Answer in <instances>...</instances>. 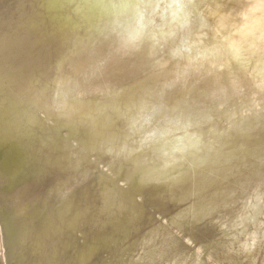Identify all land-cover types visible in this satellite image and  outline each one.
I'll return each instance as SVG.
<instances>
[{
  "label": "rangeland",
  "instance_id": "obj_1",
  "mask_svg": "<svg viewBox=\"0 0 264 264\" xmlns=\"http://www.w3.org/2000/svg\"><path fill=\"white\" fill-rule=\"evenodd\" d=\"M63 1L67 3L66 0H43L40 6L33 5L30 11L24 14L29 15L31 21L37 18L36 24L29 22L33 33L41 30V23L46 22L44 20L46 13L48 15L49 10H54V8L46 9L47 5L53 7L58 3L57 8L60 9L57 15L67 14L72 9L69 5L66 7ZM143 2L164 4L172 0H143ZM194 2L199 5L198 15L195 17L196 25L198 28L201 23L205 25L200 30L206 37L205 44L209 46L201 54L202 58L211 56L210 47L222 37L236 42V53L230 58L228 67L219 75H205L203 78H198V82H194L193 87L184 91L170 90L168 82L159 81L156 86V91L160 92L159 97L141 121L142 131L149 140L156 138L161 144L171 142L174 147L183 148L189 135H192L204 148L201 153L205 160L203 174L197 177V186L203 189V203L197 206L190 223L182 226L183 236H176L171 229L162 224L164 219L171 223L173 214L184 207L178 203V193H170L165 187L155 184L120 187V182L128 178V166L114 154H109L107 147L112 142L122 141L129 136L130 124L124 115L123 97L117 95L118 90L114 87V80H110L111 77L100 78L102 77L100 76L96 80L93 79L94 83L93 80H89L90 78H87L89 81L83 80V77L90 76L88 74L85 76L84 73L94 74V67H87L90 69L84 67L88 59L86 57H91V53L84 54V51L91 42L92 37L89 36L97 33L92 30L90 22H84L87 16L81 17L82 14L81 16L79 14L80 18L77 17V21L83 22L84 26L79 28L73 17L70 20L71 24L76 22L75 25L79 29L73 25L74 27L70 28L75 29L69 35L70 28L66 27V31L63 27L64 32L60 37L63 40H59L62 43L58 42L62 45L57 43L60 46H57L58 48L55 46L56 42L51 45L53 52L58 49L54 53H51L50 46L42 45L43 48L38 46L41 32L25 37L27 41H19L18 45L16 43L17 47L14 46L15 49L21 47L16 50L17 53H14L16 55L13 56V61L16 58L14 62H19V65L22 59H26L24 66L26 64L29 69L31 63H35L32 64V69L35 71L31 70L29 72L31 75L27 78H25L27 74L25 76L23 74L26 72H20L24 80L26 82L29 80L28 82L31 83L28 84L29 91L27 89L29 95L18 90V83L12 86L14 84L12 82L15 81L11 73L9 75V72L6 74L5 71L0 72V85L11 92L13 89V92L16 91L17 97L12 94L14 98L11 100H14L11 105L15 106L18 101L21 105L17 102L18 105L16 104L15 107L20 108V111L23 109L20 116L21 112L13 107L16 109L15 114L13 113L15 116L10 118L16 119L14 122L11 119L8 122L3 117L4 121L0 125V130L2 129L0 135L3 136H0V149L3 150L1 153H4L6 148L10 150L23 148L22 151H26L24 161L28 164V167L24 164L26 168L22 170L20 168V171L18 166L13 167L14 171L7 173L10 178L15 177H12V180L8 179L6 173L4 174L8 169L0 166V180H2L0 182V264H264V41L261 40L264 36V7H261L264 5V0H194ZM172 11V9L165 11L162 8L149 9L146 10L145 15L146 18L163 25L164 19L171 17ZM52 21L44 23L42 29L56 30L57 17L55 23ZM15 26L12 27L14 30ZM14 30L9 29V33ZM217 30L219 36L216 35ZM5 35L6 33H3V38ZM34 36L38 37L37 40L32 38ZM30 38L34 44L33 42L29 44ZM42 38L46 40L44 36ZM25 44H29L28 47ZM34 45H37V49ZM33 46L36 51L38 50L37 52H42L43 61L40 69L44 68L46 72L44 69L39 71V66L35 67L39 64L38 61L22 56L33 53ZM102 47L104 44L97 46L94 52L91 51L93 58L100 57L99 52L102 51ZM28 48L31 51H28ZM15 49L0 51V56L2 53L8 55ZM44 49L50 51L51 55ZM88 50L89 48L86 52ZM47 53L50 57L54 55L51 58L53 60L50 61L48 56H44ZM79 54L81 58L78 57ZM69 56L71 58L74 56V59L71 60ZM58 59L64 60L66 64L57 61ZM90 59L88 60L92 61ZM70 60H74L72 66ZM94 60L96 61L92 62L93 65L101 59ZM27 63H30V67ZM56 63H59V66ZM46 64L49 65L46 67L44 66ZM51 67L55 70L61 68L55 71ZM128 70L139 73L141 69L137 65ZM63 71V74L67 72L66 76L62 74ZM72 74L74 75L71 76ZM61 75L67 80L62 79L60 85L55 81L57 78L59 82ZM78 75L82 77L79 81H77ZM43 76L49 81L46 80L45 83L53 82V85L46 86L49 92L53 88V92L57 93L54 90L55 84H58L57 88L65 86L63 90L65 92L58 91L62 95H56L62 99L59 97L57 99L53 93V97L47 96L49 98L47 99L45 96L43 101H39L38 97L41 100L42 98L41 94L40 96L38 94V101L33 99L35 102H43L47 105L45 99L49 101L42 111V105L33 103L31 98L39 93V88L36 86L44 78ZM4 78L6 81L10 80V83L4 82L6 86L1 84ZM96 81L100 82L96 83ZM80 86V89L84 87L86 89L82 91L79 89ZM72 87L76 91H73ZM32 89L34 92L37 91L36 94ZM52 99L53 103H56L53 104ZM4 101L0 99V111L6 109H3L6 107L3 105ZM50 103L53 106L50 107ZM177 103L183 111L181 121L166 118L165 109ZM27 105H30V111ZM38 106L41 107L40 111L37 109ZM23 116H28L25 118L28 120L26 121ZM9 123H13V127H9L11 126ZM148 132L154 135L147 136ZM37 135L41 136L38 138ZM8 137L10 144L7 141ZM35 137L37 139L41 137L49 145H42L40 141L35 142L37 140ZM11 138L14 144H11ZM18 145L21 147L19 148ZM0 157L3 159V156ZM2 175L5 176L2 178ZM8 180L15 184H7ZM21 182L23 184H20ZM13 188H15L14 194L18 195L21 208L25 207L24 214L20 212V216L16 217L17 224L15 218L10 219V214L6 212L7 208L3 204L6 203L10 208V198L13 194L10 197L9 195L13 193L11 192ZM26 199L30 200V206H24L23 202L27 203ZM68 205L71 206L70 209ZM62 209L65 210L62 212ZM62 215L71 217L66 218L68 223ZM55 217L56 219L61 217L59 218L61 224L59 220L54 219ZM51 219L54 221L52 222ZM71 219L72 221H69ZM49 230L53 232L49 233L51 232ZM62 230L63 233L66 232L63 235H67L65 238L61 236ZM185 237L191 240V244L185 242Z\"/></svg>",
  "mask_w": 264,
  "mask_h": 264
},
{
  "label": "clouds",
  "instance_id": "obj_2",
  "mask_svg": "<svg viewBox=\"0 0 264 264\" xmlns=\"http://www.w3.org/2000/svg\"><path fill=\"white\" fill-rule=\"evenodd\" d=\"M86 7L92 30L109 47V55L98 61L93 71L115 81L114 87L117 95L123 97L124 115L130 124V135L107 147L109 154L128 166V178L120 182V187L155 184L170 193H178V203L184 207L173 214L171 223L164 219L162 224L176 236H183L182 226L190 223L197 206L203 203V189L198 188L197 177L203 174L204 148L192 135L183 148H176L171 142L161 144L156 138L149 140L142 131L141 121L159 97L160 92L156 91L159 81L168 82L170 90L184 91L193 87L198 78L219 75L236 53V42L222 37L210 47L211 56L202 58L201 54L209 46L200 30L205 25L201 23L199 28L196 25L199 5L194 0H172L164 4L96 0ZM156 8L173 10L163 25L146 18V10ZM216 35H220L218 30ZM261 40L264 41V36ZM136 65L140 66L139 73L128 70ZM165 115L181 121L183 111L177 103L167 107ZM153 135L147 133V136ZM184 239L191 244L189 238Z\"/></svg>",
  "mask_w": 264,
  "mask_h": 264
},
{
  "label": "bare ground",
  "instance_id": "obj_3",
  "mask_svg": "<svg viewBox=\"0 0 264 264\" xmlns=\"http://www.w3.org/2000/svg\"><path fill=\"white\" fill-rule=\"evenodd\" d=\"M42 1L43 0H0V51H4L5 52V49H7V50H9V51H11L12 49H15L14 48V46L15 47H17V45H18V43H19V41H27V39L25 38V37H29L30 35H32V34H36V33H39V32H41V40H40V38H38L37 36H34V37H32L34 40L36 39V38H38V41H39V43H40V45H38V46H40L41 48H43V46L42 45H45V47L47 46V47H49L50 46V49H52V47H51V45H53V44H55L54 42H56V47L57 46H59V45H62V44H60V43H62V42H60L59 40H61V34L64 32V31H62V30H64L63 29V27H65V30L67 29L66 27H68V28H70V27H74L73 25H75L76 24V22H75V24L73 23V25L71 24V22L72 21H70V20H72L73 19V17H74V19L73 20H75L76 19V21H77V17H79L78 15L80 14V16H81V14H82V16L81 17H83V16H87V20H85L84 22H90V20H89V11H88V9H87V7H86V5H88V4H90V3H93V2H96V0H79V1H71V0H66L67 1V3H65L64 1H63V4L66 6V7H68V5H69V7H71L72 9H70V11L69 12H67V14H65V13H60L59 15H57V13H59V11H58V9H60V8H57V5L56 4H58V3H56L55 4V6L53 5V7H52V3H54V1L51 3L50 2V5H51V7L49 6V5H47L46 6V9H51V8H54V10H49V14L47 15V13H46V18H49V19H46V18H44V20H46V22L48 21V22H50L51 23V21H52V19H53V21H54V23L56 22L55 20H56V17H57V23H56V30H51L50 28H47V29H42V26H44V23H46V22H43V23H41V20L40 19H38V20H40V23H41V30H37V32H35V33H33L32 32V29H30V27H32L31 25H29V22L31 21L30 19H29V15H24V14H27V12L28 11H30V9L33 7V5L34 6H37V5H41V3H42ZM72 2V3H71ZM71 4H73V5H71ZM152 4H154V3H152ZM71 5V6H70ZM59 7V6H58ZM65 7V8H66ZM68 9V10H69ZM149 10V9H148ZM147 10V11H148ZM23 11V12H22ZM83 13H84V15H83ZM65 14V15H64ZM25 16V17H24ZM41 16V15H40ZM24 17V18H23ZM38 17H39V15H38ZM41 18V17H40ZM43 18V17H42ZM80 18V17H79ZM52 21V22H53ZM79 22H81V21H77V23H78V26H79V28L81 27V26H84L82 23L83 22H81L80 24H79ZM31 23H33V24H36L37 23V18L35 19L34 18V20H32L31 21ZM16 25V26H15ZM54 25V24H53ZM70 25V26H69ZM11 26V28H8V27H10ZM14 26L16 27V29H19V31L17 30L16 31V29L14 30L13 28H14ZM77 25H75V28L76 29H79V28H77L76 27ZM13 27V28H12ZM17 27H19V28H17ZM86 27V26H85ZM39 28V29H40ZM74 28V29H75ZM9 29L11 30H14V31H12L13 33H16V32H18L17 33V35H13V33L10 31V33H12L11 35H10V33H9ZM53 29V28H52ZM73 28H72V30H74ZM72 30H71V28L69 29V35H71L73 32H72ZM81 30V29H80ZM80 30H78V31H80ZM35 31V30H34ZM67 31V30H66ZM84 31H85V29H84ZM77 32V31H76ZM243 32V31H242ZM3 33H6V35L4 36V38H3ZM238 34V33H237ZM233 35V34H232ZM44 36V39H46V40H43V37ZM49 36V37H48ZM82 36V35H81ZM81 36H78V37H81ZM64 37V36H63ZM77 37V38H78ZM91 39H90V38ZM88 38L91 40V42H89L88 44H89V46H88V48H89V50L86 52V50L88 49L87 47H86V45H85V47H86V50L84 51V54H89V53H91L90 55H91V57H86V59L88 58H91L90 60H92V61H89L88 59L85 61L86 62V64H85V68L86 69H90V68H87V67H95V65L96 64H92V62L94 61H96V60H94V59H96V58H99V59H104L105 57H107L108 55H109V47H108V42L106 41V40H104V38L102 37V36H99L98 34L97 35H95V34H93V36H89ZM32 38H30V40H29V44H31L33 41L31 40ZM71 38H73V37H71ZM75 38V37H74ZM7 39V40H6ZM80 39V38H79ZM37 40V39H36ZM63 40V39H62ZM61 40V41H62ZM85 40V39H84ZM31 41V42H30ZM37 41V42H38ZM46 41V42H45ZM87 41V40H86ZM41 42H42V44H41ZM58 42H60V43H58ZM16 43H17V45H16ZM21 43V42H20ZM35 43H36V41H35ZM39 43H37V44H39ZM57 43L59 44V45H57ZM29 44H25L26 46L27 45H29ZM32 44H34V42L32 43ZM82 44V43H81ZM87 44V43H86ZM101 44H104V47H102L103 49H101L102 51H100L99 52V54H100V57H96L95 56V58H93L92 57V52H94V50H96L97 49V46L99 47ZM35 46V45H34ZM34 46H33V48H34ZM13 47V48H12ZM25 47V46H24ZM28 47V46H27ZM40 47H38V49H40ZM54 47V46H53ZM60 47V46H59ZM19 48H21V47H19L18 46V49ZM35 48L37 49V45L35 46ZM32 49V47H31V49H32V51H33V53L32 52H30L29 53V55L31 54L33 57L31 58L29 55H26L25 56V54H23L22 56L23 57H25V58H28L29 60H31V59H34L33 61H38V63L39 64H37V66H35V65H33V66H35V67H38L39 66V69L41 68V66H42V61H43V58H42V52H37L36 51V49ZM58 48V47H57ZM56 48V50L55 51H57L58 49ZM62 48V47H61ZM84 48V47H83ZM18 49H15V51H12V53L10 52L9 53V51H8V53L10 54H8V55H3V53L1 54V56H0V72L1 73H3L4 71V74H6L7 72H9V75H10V73H11V75H12V78L14 79V81L15 82H12V83H14V84H12V86H14V85H16L17 83L19 84L17 87H18V90L21 92V93H26V95H29V94H27L28 93V91H29V89H30V87H28V84H31V83H29L30 81L29 80H27V82H26V80H24V76H25V74H27L26 75V77L25 78H27V76L28 75H31L29 72L31 71V70H33L32 69V64H35V63H31V69H29L27 66H26V64H25V66H24V63H25V60L24 59H22L21 61L23 62V60H24V62L22 63H20L19 65H18V63L19 62H14L15 60H16V58L14 59V61H13V56L14 57H16V55L14 54L15 52H16V50H18ZM48 49V48H47ZM47 49L45 50V51H47ZM26 50H27V48H26ZM30 50V48H28V51ZM42 50V49H41ZM40 50V51H41ZM80 50V49H79ZM21 51V50H20ZM31 51V50H30ZM52 52L51 53H54L53 52V49L51 50ZM81 51V50H80ZM92 51V52H91ZM99 51V50H98ZM19 52V51H18ZM22 53H23V49H22V51H21ZM20 52V53H21ZM48 52V51H47ZM73 52V51H72ZM77 52H79V51H77ZM77 52H75V53H77ZM82 53H83V51H81ZM17 53V52H16ZM19 53V54H20ZM21 53V54H22ZM26 53V52H25ZM49 53V55H51V53H50V51L48 52ZM48 53L46 54V55H44V56H48ZM81 53V54H82ZM7 54V53H6ZM19 54H17L18 56H20ZM26 54H28V53H26ZM59 54V53H58ZM78 54V53H77ZM3 55V56H2ZM56 55H57V52H56ZM55 55V56H56ZM69 55V54H68ZM83 55V54H82ZM95 55V54H94ZM35 56V57H34ZM52 56H54V55H52ZM52 56L50 57V56H48L50 59V61L51 60H53V59H51L52 58ZM58 56V55H57ZM65 56V55H64ZM63 56V57H64ZM71 57H72V54L70 55ZM69 56V57H70ZM77 56L78 55H76V58H77ZM21 57V56H20ZM20 57H18V58H20ZM22 57V58H23ZM30 57V58H29ZM62 57V58H63ZM70 57V58H71ZM78 57H82V56H80V54H79V56ZM58 58V57H57ZM66 58H68V56H66ZM66 58H65V60H66ZM75 58V59H76ZM21 59V58H20ZM27 59V60H28ZM72 59H74V56H73V58H71V60ZM48 60V59H47ZM48 60V61H49ZM70 60V62L69 63H71V66H72V63H73V61H71ZM35 61V62H36ZM57 61H59V62H61L60 61V59H58ZM64 61V60H63ZM62 61V62H63ZM66 61H68V59L66 60ZM77 61V60H76ZM80 61V60H79ZM82 61V60H81ZM99 61V60H98ZM97 61V62H98ZM53 62V61H52ZM51 62V63H52ZM54 62H56L55 61V59H54ZM61 62V63H62ZM93 62V63H94ZM30 63H27V65H29ZM47 63V62H46ZM49 63V62H48ZM63 63H65L66 64V62H63ZM74 63H76L77 64V62H74ZM50 64V63H49ZM48 64V65H49ZM57 64V63H56ZM59 64V63H58ZM57 64V65H58ZM47 64L46 65H44V66H48ZM52 65H54V63L52 64ZM62 65V64H61ZM67 65H68V63H67ZM59 66V65H58ZM81 66H83V65H80V67ZM137 66V65H136ZM29 67H30V65H29ZM50 67V66H49ZM48 67V68H49ZM56 67V66H55ZM34 68V67H33ZM53 67H51V69H52ZM61 68V67H60ZM59 67H58V69L57 70H55V69H52V70H55V71H59V69H60ZM76 68V67H75ZM79 68V67H78ZM130 68H132V67H130ZM136 68V67H135ZM4 69H8V70H4ZM37 69V68H36ZM44 69V68H43ZM43 69H40L39 71H42ZM62 69H63V66H62ZM61 69V70H62ZM74 69V68H73ZM81 69V68H80ZM83 69V68H82ZM93 69V68H92ZM51 70V71H52ZM65 70V69H64ZM75 70V69H74ZM79 70V69H78ZM133 70V69H132ZM11 71V72H10ZM26 72V73H23L24 74V76L20 73V72ZM33 71H35V70H33ZM44 71H45V69H44ZM43 71V72H44ZM55 71H54V73H55ZM70 71H72V70H70ZM83 71V70H82ZM85 71V70H84ZM83 71V72H84ZM92 70H90V72H91ZM46 72V71H45ZM48 72H49V69H48ZM75 72V71H74ZM87 72V71H86ZM51 73V72H50ZM50 73L48 74V75H50ZM57 73V72H56ZM58 73H60V72H58ZM64 73V71L62 72V74ZM69 73H71V72H69ZM3 74V75H4ZM45 74V73H44ZM66 75H67V72L65 73ZM65 74H63L64 76H66ZM79 74V73H78ZM82 74V73H81ZM88 74V75H90V76H86V75ZM9 75H7V76H9ZM60 75V74H59ZM74 74H72L71 76H73ZM84 75L86 76V78H84L83 77V80L84 79H87V78H90L89 80L91 81V80H93V79H95L96 80V78L98 79V77H100V76H98V74H93V72H92V74L91 73H84ZM1 76H2V74H1ZM46 76V75H45ZM71 76H69L71 79H72V77ZM77 76V75H76ZM79 76V75H78ZM81 76V75H80ZM76 77L77 78V81H79V78L81 79L82 77ZM30 77V76H29ZM44 77V76H43ZM47 77V76H46ZM46 77H44L41 81H39L38 82V84H37V86L36 87H38L39 88V90H38V92L39 93H37L36 94V92H34L33 91V89L35 90L36 89V87L35 88H33L32 89V91L36 94V97H32L31 98V100H33L34 98H35V100H37L38 98H39V101H43V97H45L46 96V98L47 99H49L47 96H54V94H55V96L54 97H57V99H58V97L59 96H56V95H62V93L61 92H59L58 93V91H62L63 92V90H64V87L65 86H61L59 89L57 88V85L58 84H60L61 85V80L62 79H64V78H62L63 76L61 75V77H59V82L57 81V78H56V81L55 80H53V81H55V82H57L58 84H55L56 86V88L58 89H54L55 91H57V93L55 92H53V88H52V91L50 90V92L48 91L49 90V88H47L46 89V86L48 85H51L52 83H50V84H48V79L46 78ZM107 78V76H104V77H100V78ZM7 78H10V77H7ZM12 78H10V80L12 79ZM53 78V77H52ZM67 78H68V76H67ZM69 78V79H70ZM73 78H75V76L73 77ZM100 78H99V80H100ZM109 78V77H108ZM5 79V78H4ZM54 79V78H53ZM70 79V80H71ZM112 78H110V80H111ZM2 80H3V78H2ZM9 80V81H10ZM31 80V79H30ZM48 81V82H46L45 83V81ZM64 80H67V79H64ZM64 80L62 81V82H64ZM70 80H68V81H70ZM76 80V79H75ZM88 80V79H87ZM88 80V81H89ZM102 80V79H101ZM104 80V79H103ZM107 80V79H106ZM109 79H108V81H110ZM113 80V79H112ZM0 81H1V79H0ZM6 81V79L4 80V81H2V83L1 84H4V82ZM7 81H8V79H7ZM6 81V82H7ZM8 81V83H10ZM72 81H73V79H72ZM82 81V80H81ZM85 81V80H84ZM88 81L86 82V83H88ZM105 81V80H104ZM32 82V81H31ZM83 82V81H82ZM93 83H94V80L92 81ZM91 82V83H92ZM98 81H96V83H97ZM100 82V81H99ZM98 82V83H99ZM102 82V81H101ZM115 82V81H114ZM16 83V84H15ZM72 83H74V82H72ZM80 83V82H79ZM102 83H104V82H102ZM65 84V83H64ZM67 84V83H66ZM68 84H69V82H68ZM67 84V85H68ZM105 84H106V82H105ZM5 86H6V84H4ZM8 86H10L9 84H7ZM53 85V84H52ZM72 85V84H71ZM82 85V84H81ZM84 85L85 86H88V84H85L84 83ZM11 86V87H12ZM31 86V85H30ZM73 86V85H72ZM76 86V85H75ZM10 87V88H11ZM33 87V86H32ZM52 87V86H51ZM54 87V86H53ZM67 87H70V86H67ZM66 87V88H67ZM77 87H78V85H77ZM76 87V88H77ZM83 87V86H82ZM9 88V87H8ZM14 88V87H13ZM81 88V86L79 87V89ZM12 89V88H11ZM27 89H28V91H27ZM69 89V88H68ZM72 89H73V87H72ZM82 89H86L85 87L84 88H82ZM82 89H80V90H82ZM91 89H92V87H91ZM102 89H104V88H102ZM17 90V89H16ZM75 90V88L73 89V91ZM77 90H78V88H77ZM13 91H14V89H13ZM11 92L9 89H7L6 87H3V85L1 86L0 85V99H2V100H5L4 101V103L5 104H3L4 106H6V107H4L3 109H5L4 111L2 110V111H0V125L2 124V122L4 121V118L3 117H5V120L6 121H10L9 119H11L12 120V122H14V120H16V119H12V118H10V116L11 117H13L14 118V116L15 115H13V113L15 112V108H17V107H15L16 106V104H17V102L15 103V106H12L11 104H12V101L14 100H11L12 98H14L13 96H12V94L14 93L15 94V92ZM67 91V90H66ZM69 91H71V89L69 90ZM76 91V90H75ZM83 91V90H82ZM86 91V90H85ZM89 91H91V90H89ZM89 91H87V92H89ZM96 91V90H95ZM30 92H31V90H30ZM52 92V93H51ZM65 92V91H64ZM63 92V93H64ZM78 92V91H77ZM77 92H75V93H77ZM86 92V93H87ZM92 92V91H91ZM101 92V91H100ZM17 93H19V92H17ZM33 93V94H34ZM54 93V94H53ZM95 93V92H94ZM30 94H32V92L30 93ZM38 94H39V96H40V94H41V98H42V100L40 99V97H38L37 98V96H38ZM67 94V93H66ZM65 94V95H66ZM16 95V94H15ZM26 95L24 96V97H26ZM75 95H77V94H75ZM80 93H79V97H80ZM23 96V95H22ZM21 96V97H22ZM91 95H89V97H90ZM16 97H17V95H16ZM30 97H31V95H30ZM68 98H69V96H67ZM59 98H61V97H59ZM71 98V97H70ZM73 98V97H72ZM81 98V97H80ZM84 97H82V99H83ZM17 100H20V99H18V98H16ZM22 99H23V97H22ZM21 99V100H22ZM54 99V98H53ZM52 99V103H53V100ZM56 99V100H57ZM62 99V98H61ZM65 99V98H64ZM11 100V101H10ZM55 100V101H56ZM66 100V99H65ZM64 100V101H65ZM70 100V99H69ZM38 101V100H37ZM45 101H47V103L49 104V101L48 100H46L45 99ZM50 101H51V99H50ZM59 101V100H58ZM8 103V105H6L7 103ZM11 102V103H10ZM31 102V101H30ZM33 103H38V104H40V105H42V111H43V109H45L46 108V106L48 105H45L43 102H35L34 100L32 101ZM31 102V103H32ZM60 102H61V100H60ZM19 103V102H18ZM32 103V104H33ZM54 103H56V102H54ZM53 103V104H54ZM82 103V102H81ZM30 104V103H29ZM32 104H31V106H32ZM60 104V103H59ZM154 104V103H153ZM3 105H2V107H3ZM18 105V104H17ZM19 105H21L20 103H19ZM24 105V104H23ZM35 105V104H34ZM39 105V106H40ZM44 105V106H43ZM51 103H50V107H51ZM70 105V104H69ZM78 105V104H77ZM88 105V104H87ZM0 106H1V104H0ZM37 106V105H36ZM37 107V109H38V111H40L41 109V107ZM53 106V105H52ZM56 106H57V104H56ZM83 106V105H82ZM91 106H93V105H91ZM13 107H15V108H13ZM21 107V106H20ZM26 106H24V108H25ZM27 109H29L30 108V105H27ZM34 108H35V106H33ZM32 107V108H33ZM45 107V108H44ZM65 107V106H64ZM72 107V106H71ZM57 108V107H56ZM18 110L20 109V108H17ZM48 109V108H47ZM59 109V108H58ZM1 110V109H0ZM23 110V109H22ZM22 110L20 111L21 112V115L20 116H22ZM25 110H26V108H25ZM25 110H24V112H25ZM33 110V109H32ZM31 110V111H32ZM36 110V109H35ZM34 110V111H35ZM89 110V109H88ZM27 111V110H26ZM29 111H30V109H29ZM37 111V110H36ZM38 111L36 112V113H38ZM45 111V110H44ZM82 111V110H81ZM66 113V112H65ZM13 116H12V115ZM15 114V113H14ZM25 114H26V112H25ZM33 114H35L34 112H33ZM33 114H32V116H33ZM39 114V113H38ZM16 115L18 116V114L16 113ZM24 115V114H23ZM28 115V114H27ZM40 115H41V113H40ZM39 116V115H38ZM24 117V116H23ZM28 117V116H27ZM27 117H24V119L25 118H27ZM79 117V116H78ZM17 118V117H16ZM30 118V117H29ZM58 118V117H57ZM21 119H22V117H21ZM26 120V119H25ZM28 120V119H27ZM26 120V121H27ZM47 120V119H46ZM5 121V122H6ZM57 122V121H56ZM40 123V122H39ZM4 124H6V123H4ZM11 123H9V125H10ZM13 124V123H12ZM11 124V126H9V127H13V125ZM15 124V123H14ZM74 125V124H73ZM3 126H5V125H3ZM27 127V126H26ZM1 128H2V126H1ZM6 128V127H5ZM7 129H8V126H7ZM10 129H12V128H10ZM2 130V129H1ZM0 130V131H1ZM4 131H6L7 132V130H4ZM3 132V131H2ZM4 133V132H3ZM7 134V133H6ZM10 134V133H9ZM11 134H12V132H11ZM4 135V134H3ZM23 135V134H22ZM1 136V135H0ZM8 136V135H7ZM38 136V135H37ZM39 136H41V135H39ZM39 136H38V138H39ZM1 137H3V136H1ZM6 137V136H5ZM7 138V137H6ZM21 138V137H20ZM1 139V138H0ZM4 139V138H3ZM26 139H27V137H26ZM35 139H37L36 137H35ZM6 140V139H5ZM8 144H10L9 143V137H8ZM20 141V140H19ZM25 141V140H24ZM38 141H40L41 142V144L42 145H49L46 141H44L43 139H41V137H40V139H37V140H35V142H38ZM0 142H1V140H0ZM2 142H4V140L2 141ZM22 142V141H21ZM13 142H12V138H11V144H12ZM28 142L26 141V144H27ZM2 145H4L3 143H1ZM14 144V143H13ZM15 144H16V142H15ZM19 144V143H18ZM21 144V143H20ZM26 144L24 145V147L26 146ZM1 145V146H2ZM50 145H51V143H50ZM55 145H57V144H55ZM16 146V145H15ZM14 146V147H15ZM19 146V148L21 147L20 145H18ZM8 147V146H7ZM1 148V147H0ZM54 148V147H53ZM22 149L23 148H21V149H14V148H12L11 150L9 149V148H6L5 149V152L3 153H1V151H3V150H1L0 149V156H3V159L1 158L0 159V166H2V168H7L8 169V172H4V174L6 173V175L8 176V174H9V172L11 173L12 171H14L13 170V167H15V166H18V168H19V171H20V168H21V170L24 168H26L25 166L27 165V167H28V164H27V162L26 161H24V160H26V158H24L25 157V155H26V151L24 150V151H22ZM7 150V151H6ZM54 150H56V148L54 149ZM46 151H47V149H46ZM33 155H34V153H33ZM54 155V154H53ZM57 155V154H56ZM24 162H26V163H24ZM24 164H26V165H24ZM18 168H16V169H18ZM18 171V170H17ZM8 173V174H7ZM14 173V172H13ZM13 173H12V175H13ZM16 173V172H15ZM17 173H19V172H17ZM22 173V172H21ZM25 173H27V172H25ZM23 174V173H22ZM21 174V175H22ZM15 175V174H14ZM19 175V174H18ZM28 175V174H27ZM3 176H5V175H2V178H3ZM17 176V175H16ZM24 176V175H23ZM12 177L13 176H11V178L8 176V179L10 180H12ZM21 177V176H20ZM13 178H15V177H13ZM7 178H5V180H6ZM17 179H19V178H17ZM24 179V178H23ZM4 179H3V181H5ZM8 180V181H9ZM14 180H16V179H14ZM28 180V179H27ZM2 180H0V182H1ZM8 181H6V183L8 184V183H10V181L8 182ZM13 182H15V181H13ZM32 183H33V181H31ZM12 183V182H11ZM10 183V184H11ZM1 184V183H0ZM13 184V183H12ZM15 184V183H14ZM13 184V185H14ZM18 184H19V182H18ZM20 184H23L22 182L20 183ZM2 185H4V184H2ZM6 185V184H5ZM12 185V186H13ZM11 186V187H12ZM6 187V186H5ZM14 187V186H13ZM7 188V187H6ZM3 189V188H2ZM1 189V190H2ZM90 189V188H89ZM10 190V189H9ZM14 190H15V188H13L12 190H11V192H13V193H10V195H9V197L11 196V194H13V197L11 196V198H10V201H11V205H10V208L6 205V203H3L4 205H5V207L7 208L6 209V212L7 213H9L10 215V219H13V218H15V222H16V219L18 218V216H20V212H21V214H24L23 212H24V208L25 207H23V208H21V204H19L20 202H18V195L16 196V194H14ZM8 191V190H7ZM91 191V190H90ZM89 191V192H90ZM6 193V192H5ZM2 194V193H1ZM7 194V193H6ZM18 194V193H17ZM22 194V193H21ZM27 194H28V192H27ZM24 195V194H23ZM22 195V196H23ZM26 195V194H25ZM30 195V194H29ZM3 196H4V194H3ZM15 196V197H14ZM21 197V196H20ZM24 197V196H23ZM22 197V198H23ZM27 197V196H26ZM62 197V196H61ZM60 197V198H61ZM64 198V197H63ZM64 199H66V198H64ZM64 199H62L63 201H64ZM6 200V199H5ZM27 200V203L26 202H23V204H24V206H30V200H28V199H26ZM3 202V201H2ZM63 203V202H62ZM64 203H66V201L64 202ZM63 203V204H64ZM68 203V202H67ZM70 205H72V203L70 204ZM70 205H68V208L70 209ZM64 206V205H63ZM70 206V207H69ZM32 207V206H31ZM29 208V207H28ZM44 208V207H43ZM59 208V207H58ZM61 208H63L62 207V205H61ZM61 208H59V209H61ZM66 208H67V206H66ZM67 208V209H68ZM72 208H74V206L72 205ZM26 210H28L27 208H26ZM50 210V209H49ZM53 210V209H52ZM63 210H65V209H62L61 211L63 212ZM30 211H28V213H29ZM49 212V211H48ZM41 213V212H40ZM59 214H60V211L58 212ZM133 213V212H132ZM30 214V213H29ZM50 214V213H49ZM49 214H47V215H49ZM64 214V213H63ZM124 214V213H123ZM66 215V214H65ZM41 216V215H40ZM56 216V215H55ZM63 216V218H68V217H64V215H62ZM124 216V215H123ZM17 217V218H16ZM73 217V216H72ZM131 217V216H130ZM31 218V217H30ZM46 218V217H45ZM59 218H61V217H59ZM56 219V217L54 218L55 220H59L58 222H60V219ZM69 218H71V217H69ZM43 219V218H42ZM47 219V218H46ZM54 219L52 220V222L54 221ZM18 220V219H17ZM19 220L21 221V219L19 218ZM11 221H13V220H11ZM66 221H67V223H68V220L66 219ZM69 221H72V219L71 220H69ZM124 221H125V218H124ZM128 221V220H127ZM50 222V221H49ZM57 222V223H58ZM63 222H64V220H63ZM13 223V222H12ZM32 223V222H31ZM66 223V222H65ZM16 224H17V222H16ZM27 224V223H26ZM59 224V223H58ZM60 224H61V222H60ZM70 224V223H69ZM19 225V224H18ZM47 225V224H46ZM50 225V224H49ZM67 225V224H66ZM195 225V224H194ZM12 226H13V224H12ZM32 226V225H31ZM61 226V225H60ZM65 225H63V227H64ZM17 227V226H16ZM16 227H14V228H16ZM23 227V226H22ZM51 227V226H50ZM66 227V226H65ZM32 228V227H31ZM59 228V227H58ZM45 230V229H44ZM43 230V231H44ZM53 230V229H52ZM49 231H51V230H49ZM54 231V230H53ZM53 231H51V232H49V233H52ZM55 231H56V229H55ZM60 230H58V232H59ZM70 231V230H69ZM68 231V232H69ZM15 232H16V229H15ZM67 232V233H68ZM18 233V232H17ZM46 233V232H45ZM56 233V232H55ZM55 233H53V234H55ZM63 233V230H62V232H61V234ZM65 234H66V232H64ZM62 234L61 236L62 237H66V236H63V235H65V234ZM40 234H42V233H40ZM47 234H48V231H47ZM46 234V235H47ZM24 235V234H23ZM44 235V234H43ZM42 235V236H43ZM58 235H60V234H58ZM48 236H51V235H48ZM60 236V237H61ZM45 238H47V236H45ZM52 238V237H51ZM49 239V238H48ZM48 239H46V240H48ZM62 240V239H61ZM49 242H50V240H49ZM56 242V241H55ZM54 242V243H55ZM50 243H52V242H50ZM47 244V243H46ZM49 244V243H48ZM45 245V244H44ZM71 246V245H70ZM45 248V247H44ZM40 249V248H39ZM41 252H44V251H42L41 250ZM41 252H40V254H41ZM42 258H43V255H42ZM36 259V258H35ZM44 260H46L45 259V257H44ZM44 260H42V261H44ZM40 261V260H39ZM68 261H70V260H68ZM46 262H47V260H46Z\"/></svg>",
  "mask_w": 264,
  "mask_h": 264
}]
</instances>
